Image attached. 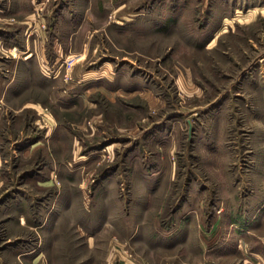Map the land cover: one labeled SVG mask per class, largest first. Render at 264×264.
I'll return each mask as SVG.
<instances>
[{
  "label": "rangeland",
  "instance_id": "374dc122",
  "mask_svg": "<svg viewBox=\"0 0 264 264\" xmlns=\"http://www.w3.org/2000/svg\"><path fill=\"white\" fill-rule=\"evenodd\" d=\"M0 264H264V0H0Z\"/></svg>",
  "mask_w": 264,
  "mask_h": 264
},
{
  "label": "bare ground",
  "instance_id": "6f19581e",
  "mask_svg": "<svg viewBox=\"0 0 264 264\" xmlns=\"http://www.w3.org/2000/svg\"><path fill=\"white\" fill-rule=\"evenodd\" d=\"M94 78V77H93Z\"/></svg>",
  "mask_w": 264,
  "mask_h": 264
},
{
  "label": "crops",
  "instance_id": "0c3cea01",
  "mask_svg": "<svg viewBox=\"0 0 264 264\" xmlns=\"http://www.w3.org/2000/svg\"><path fill=\"white\" fill-rule=\"evenodd\" d=\"M257 8V7H256Z\"/></svg>",
  "mask_w": 264,
  "mask_h": 264
}]
</instances>
